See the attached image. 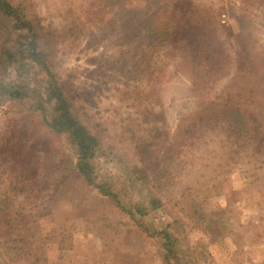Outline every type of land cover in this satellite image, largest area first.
<instances>
[{
    "label": "rangeland",
    "instance_id": "rangeland-1",
    "mask_svg": "<svg viewBox=\"0 0 264 264\" xmlns=\"http://www.w3.org/2000/svg\"><path fill=\"white\" fill-rule=\"evenodd\" d=\"M8 1L40 62L0 28L1 149L60 162L37 193L0 160V264H264V0ZM49 77L96 140L95 185L48 131ZM222 106L254 115L246 135Z\"/></svg>",
    "mask_w": 264,
    "mask_h": 264
},
{
    "label": "trees",
    "instance_id": "trees-1",
    "mask_svg": "<svg viewBox=\"0 0 264 264\" xmlns=\"http://www.w3.org/2000/svg\"><path fill=\"white\" fill-rule=\"evenodd\" d=\"M0 28H6L8 24H10V27L12 29L25 30L26 32L22 35L27 38L30 36L29 39V45L26 43L24 45L23 50L25 52H29L31 56H33V60L37 61V58L34 57L38 52L35 51V40L37 38L36 34L32 33V27L25 21L24 16L21 15L19 12H17L11 5L8 0H0ZM8 29V28H7ZM5 30V29H1ZM4 32V38L8 35L9 32ZM173 33V32H172ZM22 34V33H20ZM167 38L173 39L175 38L174 35L171 36V32L167 33ZM2 56L7 57L8 60L11 57V53H9V49L6 47L0 48V66L2 67V63L4 64V59H2ZM188 59V57H186ZM193 58V57H192ZM189 61L190 57H189ZM37 62H40L39 60ZM193 62V59L192 61ZM194 63V62H193ZM49 94L47 99L50 102H53V108L55 111V117L53 120L50 121L46 126L49 128L48 131H50L51 126L55 125L58 127V129H62L61 131L67 132L71 138L72 143L76 147V161L73 164V170L78 172L85 181H87L91 185H95L94 183V177L91 167V159L94 156L95 149L97 147L96 140L94 137H92L88 131L83 127L72 115L70 110L67 107V102L63 96V92L61 90V87L54 82L53 77H49ZM205 112H200V114L197 116L198 122L201 121V115H203ZM209 116L213 120L216 121L221 120L228 124L230 130L232 133H235L236 135H239L240 133H244L245 135L248 132L249 128H239L237 127L238 123H242L246 125L249 124L251 120H253L254 115L250 112H248L250 115L244 114V112L241 109H238V107H231L226 108L225 106H222L220 109L210 108L208 110ZM54 121V123H53ZM196 123L193 122L191 126H194ZM248 127V126H247ZM252 129V128H251ZM250 130V129H249ZM254 130V129H252ZM47 143V142H46ZM45 144V143H44ZM13 151L10 152L9 155L4 151L5 149H1L0 145V155H1V169L7 173L6 170H10L13 172L15 171V168H18V173L21 174L22 178L24 180L30 179L33 180L32 183H34V186L38 189L37 193H42L43 190L50 188L52 180H49V177H51L56 170L59 169V160H56V156L50 155L46 156L48 157V160L42 156L40 158L39 156H32L29 158L27 154H29V151H23L24 148H26L25 145H19L15 147H12ZM25 153V154H24ZM44 158V159H43ZM40 159V160H38ZM43 159V160H42ZM46 159V160H45ZM57 161L58 164L54 165V162ZM4 168V169H3ZM39 168V170H38ZM39 174H38V173ZM35 175L37 177H40L39 180L35 179ZM62 176V175H61ZM58 177L59 180H56L55 187H58L60 185V179L62 177ZM6 179L9 181V184L11 183L10 179V172L7 173ZM34 180H37L36 182L41 183V185H38L35 183ZM42 191V192H41ZM39 196V195H38ZM9 220L5 222V225L8 230H11V226L9 224Z\"/></svg>",
    "mask_w": 264,
    "mask_h": 264
}]
</instances>
